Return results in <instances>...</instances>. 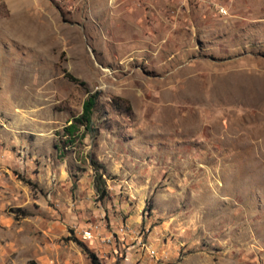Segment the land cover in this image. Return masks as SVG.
<instances>
[{"label":"rangeland","instance_id":"obj_1","mask_svg":"<svg viewBox=\"0 0 264 264\" xmlns=\"http://www.w3.org/2000/svg\"><path fill=\"white\" fill-rule=\"evenodd\" d=\"M0 144V264H264V0H0Z\"/></svg>","mask_w":264,"mask_h":264},{"label":"trees","instance_id":"obj_2","mask_svg":"<svg viewBox=\"0 0 264 264\" xmlns=\"http://www.w3.org/2000/svg\"><path fill=\"white\" fill-rule=\"evenodd\" d=\"M98 101V93H94L89 95V97L83 103L82 113L73 118L71 123L68 124L64 128L63 136L67 137L65 142H69L71 144L75 143L76 140L83 139L85 133L90 132L93 127V114L97 107ZM90 166H93L95 172V188L98 194V199L100 202H104L106 197H108V190L106 186V179L104 178V174L106 172V167L103 164L98 163L91 156H89ZM74 233L73 231L71 232ZM69 240H73L78 246L81 248L82 252L87 255L92 264H101L100 258L97 256L95 252H93L89 246L78 238H69ZM31 264H37L36 262H31Z\"/></svg>","mask_w":264,"mask_h":264},{"label":"crops","instance_id":"obj_3","mask_svg":"<svg viewBox=\"0 0 264 264\" xmlns=\"http://www.w3.org/2000/svg\"><path fill=\"white\" fill-rule=\"evenodd\" d=\"M11 145H14V144H11ZM8 147H9V144H0V166L2 164H5L6 162H11V160L8 158V155L10 154V152L8 151ZM95 228H99V226H96ZM118 233H119V231L116 230L115 231V237L116 238H117V235H118V237H123L124 236V235L122 236V235H120ZM95 236H96V234H95ZM129 239H131L133 241L132 235L129 237ZM89 241L90 242L87 245L89 246V248L91 250H93V252H95L97 254V256L99 258L100 257H104V255H105L104 252L110 251V249L112 248V249H114L115 253L110 255L108 257V260L111 259V261H115L117 259L116 258L117 257V248L112 243L110 234L106 233V234L102 235L99 239H96V240H92L91 239ZM80 258L83 259V254L82 253H80V256H78L75 259H76V261H78ZM126 261L127 262L130 261L131 263H134V262H136V259H134L133 257H131V258L127 257Z\"/></svg>","mask_w":264,"mask_h":264},{"label":"built area","instance_id":"obj_4","mask_svg":"<svg viewBox=\"0 0 264 264\" xmlns=\"http://www.w3.org/2000/svg\"><path fill=\"white\" fill-rule=\"evenodd\" d=\"M93 228H90V229H86V230H84V231H82V233H81V236H82V239H84V240H91V239H94L95 238V233H94V231L92 230ZM127 230V228H125L124 226H121L120 228H119V233L118 234H120V235H128V231H126ZM133 237V236H132ZM134 238V237H133ZM138 240V239H137ZM134 241V240H133ZM139 242H138V244H139V246H141V249L142 250H146V251H148L150 254H152V255H155V250L152 248V247H148L142 240H138Z\"/></svg>","mask_w":264,"mask_h":264}]
</instances>
